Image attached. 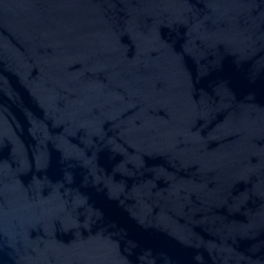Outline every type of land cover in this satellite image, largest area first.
I'll return each instance as SVG.
<instances>
[{
    "label": "water",
    "instance_id": "95a60500",
    "mask_svg": "<svg viewBox=\"0 0 264 264\" xmlns=\"http://www.w3.org/2000/svg\"><path fill=\"white\" fill-rule=\"evenodd\" d=\"M0 264H264V0H0Z\"/></svg>",
    "mask_w": 264,
    "mask_h": 264
}]
</instances>
